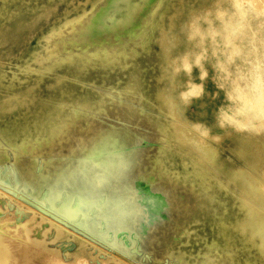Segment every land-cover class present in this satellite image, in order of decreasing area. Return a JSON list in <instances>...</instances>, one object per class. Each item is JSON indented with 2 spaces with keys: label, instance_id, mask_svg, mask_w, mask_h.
<instances>
[{
  "label": "rangeland",
  "instance_id": "1",
  "mask_svg": "<svg viewBox=\"0 0 264 264\" xmlns=\"http://www.w3.org/2000/svg\"><path fill=\"white\" fill-rule=\"evenodd\" d=\"M115 2L0 0L12 39L0 53V264L20 263L19 229L57 248L45 264H264L238 199L250 197L246 160L264 180V115L241 127L249 112L227 75L264 58L248 49L264 12L245 2L250 28L235 40L246 48L228 60L231 0H144L114 26ZM50 4L57 12L39 15ZM84 10L96 21L88 39L71 30ZM176 125L211 148L180 151ZM209 152L219 160L201 162Z\"/></svg>",
  "mask_w": 264,
  "mask_h": 264
},
{
  "label": "bare ground",
  "instance_id": "2",
  "mask_svg": "<svg viewBox=\"0 0 264 264\" xmlns=\"http://www.w3.org/2000/svg\"><path fill=\"white\" fill-rule=\"evenodd\" d=\"M231 1L235 9L233 11L231 10L230 12L227 10V13L222 20V34L225 38L224 40L226 41V44H224V47L222 49L223 51L228 50L225 51L227 57L226 59L228 60H233L236 54L241 53L242 50L246 48V46L237 43V41L235 40L236 38L245 35L249 31L248 28H250L249 17L247 16L246 13L247 8L245 6V2L246 1L250 2L255 10H260L264 12V0H231ZM143 2L144 0H116L113 8L106 15L105 23H110L113 24L114 26L117 24L122 25L124 23H127L136 15L139 7L142 5ZM53 7L54 4H50L43 7L39 12L40 13L39 15L44 13L49 14L50 12H53L55 14L57 11ZM224 11H226V9ZM68 12L69 10L65 9L64 15L67 14ZM197 14L199 13L196 12V16ZM236 18H239V20L242 19V21L239 22V20H236ZM76 23L80 24L79 27ZM71 24H72L71 30L73 32L78 31V34L80 36H82L84 39H88L89 35L92 32V28L96 26V21L94 20V15L92 11L87 12V10H84L81 14H78L74 18ZM263 29H264V23L262 21L260 23L259 28L251 29L250 46H248V49H250L251 52H255L256 50L259 51V49H264V43L263 44L261 43L260 46L254 43V41H256L257 39H259L260 41H264V34H261L260 38H257L255 36L258 30L262 32ZM212 30L217 32L215 27ZM76 34H73L75 35L74 37H76ZM11 44H12V39L10 38L9 34L5 32L0 33V53L9 55ZM163 53L167 63L169 64L170 58L172 57L171 52L165 48ZM245 56H248V54L246 53ZM254 56L251 59H249V57H245V60L249 61L255 67L253 70H251V73L249 75H246V73L245 74L239 73L238 70L240 69L237 70L236 74L233 75L230 74L232 70L228 71L227 74L228 77L231 79V88H232L231 92L237 94L244 101L241 110L243 111L245 110L249 112L247 121L241 125V127L245 131L255 126L249 123L252 120L251 117L264 115V73L262 70H259L261 66H264L262 65L264 64L263 63L264 58L262 59L263 54H259V53H254ZM219 62L222 63V60L219 59ZM224 66L227 67V65ZM23 67H24L23 68L24 72H30L32 68L30 64L25 65ZM39 77L40 75L38 74L36 78L39 79ZM260 123L264 124V122H260ZM176 126L178 127L176 136L178 138V142H179L178 148L180 151H186V148H189V150L191 151L192 149L195 148V145H198V147L208 150L211 148V145L208 143L206 138H204L205 134L203 132L192 133V131L185 126L182 125H176ZM185 134L188 135V138L185 137ZM240 140L248 142L250 140V137L247 138L246 136L243 137L240 136ZM213 152L217 153V150H214ZM209 154L210 156L199 157V160H201V162L204 161L205 163H211L210 158L212 156L213 158H215V160L217 161L219 160V158L214 156L212 152H209ZM246 162H247L246 163L247 166L249 167L240 168L241 167L240 166L239 169L245 171L243 173V177L244 179L247 180L248 188H249V189L246 188L248 191L247 190L245 191L250 193V197L248 198L246 196L247 193L246 194L242 193L240 196H238L239 197L238 199H240V206L243 209L245 215V217H243V219L240 220L239 225H241L244 230H246L247 228H250L252 230L251 238L256 241L259 251L262 254H264V180L261 179L262 178L261 173L257 171L258 164L252 162L249 159L246 160ZM213 171L217 172V170H213ZM212 177L217 181H219L221 184H223L224 179L219 174L218 176L212 174ZM54 224L59 229L61 228L59 224L57 223ZM19 231H20V234L18 236L19 244L15 247V251L12 254H14L13 256L15 255L18 257L21 256V260L20 263L19 262L17 263L16 261H11L8 264H45L46 262H44V259L48 258V256L50 255H52V257L58 256V254L54 253L55 249L57 250V248L55 249L50 248L42 240L28 236L26 233L27 232L26 229H19ZM42 231H44V229H42ZM33 242H35V244ZM59 258L61 259L62 257H60L59 255ZM78 263L88 264L87 261L85 260L83 261L80 260ZM53 264H71V263L64 262L62 258V260H55Z\"/></svg>",
  "mask_w": 264,
  "mask_h": 264
}]
</instances>
